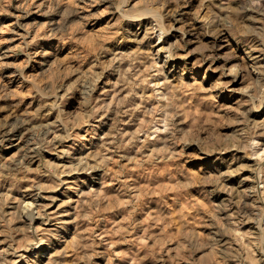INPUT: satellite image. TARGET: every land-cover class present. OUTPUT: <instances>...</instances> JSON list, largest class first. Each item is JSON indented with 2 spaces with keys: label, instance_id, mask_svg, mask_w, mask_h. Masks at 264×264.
Wrapping results in <instances>:
<instances>
[{
  "label": "rangeland",
  "instance_id": "1",
  "mask_svg": "<svg viewBox=\"0 0 264 264\" xmlns=\"http://www.w3.org/2000/svg\"><path fill=\"white\" fill-rule=\"evenodd\" d=\"M17 17L0 264L40 241L24 264H264V0H0V53ZM38 193L65 223L28 225Z\"/></svg>",
  "mask_w": 264,
  "mask_h": 264
},
{
  "label": "bare ground",
  "instance_id": "2",
  "mask_svg": "<svg viewBox=\"0 0 264 264\" xmlns=\"http://www.w3.org/2000/svg\"><path fill=\"white\" fill-rule=\"evenodd\" d=\"M18 21H19V18L17 17L15 20H13L12 23H10V25H9L10 26V28H9L10 32L9 33L11 34V36L8 38V40H6V41H8V44H6L4 48H2V52L0 53V65H2V68L4 67V69L10 67L9 60L12 57H14L13 53H12L13 47L12 46L10 47V45H12L14 43H20L21 42L24 45L28 46L29 54L34 55V56H36V54H37L35 52V45L31 42V40H29V31L30 30L27 31L23 26L20 25V23ZM187 41H189V40H187ZM226 43H227V41H226ZM224 47H225V45H222L219 47V49H222ZM234 65L233 66L229 65V66L225 67L223 69V71H221L218 74V76L216 77V80L221 81V85H223V86L225 85L226 90L228 92L233 93L236 96H242L245 92L244 87H243V89H241V88L236 89V88L239 85H242L241 83H243L242 82L243 75L240 73L241 72L240 70H238L234 67ZM26 67H27V64H26L25 68ZM215 88H217V87H215ZM209 90H211V89L209 88ZM62 143H63L62 141H55V147L53 149L54 151L52 152V154H50V156L54 157L55 159H62V155L65 154V152H63L61 150ZM67 179H68V177L67 178L65 177V178L61 179L59 182H61L62 185H66L68 182ZM43 200H45L46 203H43ZM24 209H25V213H24L25 217L24 216L23 217L28 221V223H29L28 225H31V226H35V225L40 226L41 225L43 227H54L55 225H61L62 223H65L62 220H65L64 217H66V214L60 213L59 205L55 206L54 196L53 197L52 196L45 197L43 194L40 195V193H38L35 196H32L29 198V201L27 203H25ZM47 249L48 248L46 247L45 242L40 241V242H36V243H33V244L27 246L23 250L22 249L12 250L11 253L9 254V257L11 258L12 264H24V262H22V260H23V258H26V256H24L25 253H28L29 255H34V256H36V255L40 256V254L45 253L47 251ZM101 262H102V260H101ZM101 262H98L97 264H101Z\"/></svg>",
  "mask_w": 264,
  "mask_h": 264
}]
</instances>
